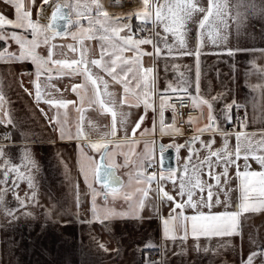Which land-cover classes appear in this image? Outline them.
Instances as JSON below:
<instances>
[{
  "label": "snow or ice",
  "instance_id": "6c2138e0",
  "mask_svg": "<svg viewBox=\"0 0 264 264\" xmlns=\"http://www.w3.org/2000/svg\"><path fill=\"white\" fill-rule=\"evenodd\" d=\"M0 3L11 6L15 17L9 18L4 10H0V41L6 44L13 41L19 45L18 54L9 47L0 49V62L31 61L35 65L34 71L27 73L28 83L32 87H26L23 79L19 81V87L33 97L35 107L53 130L59 131L61 139L79 142L83 163H80L78 175L83 176L87 192L81 191L78 182L69 180V183L77 205L82 194H91L92 207L89 211L92 220L83 222H103L116 218L143 219L140 212L145 208L151 207L159 215L157 204L168 203L171 210L167 217L162 218L164 239L175 243L177 239L187 241L190 235L195 241L193 247L197 252H212L217 256L223 250L235 249L231 238L240 237L243 240L245 228L250 227L246 214L264 213V170L253 171L248 163L251 157L264 169V83L251 85L253 91L259 90V101L255 97L251 101L254 112L257 108L260 110L259 120L254 115L249 116L247 100L243 104L233 100L217 109L215 105L224 96H212L201 91L203 69L200 58L208 43L225 49L233 28L238 35L249 20L256 17L255 0H207L206 4L204 0H139L137 8L120 15L108 12L103 0H0ZM258 15L264 19V8L260 9ZM133 18L140 23L134 25ZM57 19L66 20L67 25L77 30L73 32L65 27L63 32L56 31ZM85 20L87 27L82 26ZM29 35L31 39H28ZM66 36H71L73 43H54L56 37ZM93 39L101 42L99 58H94L93 50L85 43ZM149 45L152 50H145V46ZM41 49H46L47 55L42 54ZM246 51H259L264 56V49L226 48L228 56ZM76 53L78 57L72 55ZM57 55L62 58H54ZM144 57L149 58V66H145ZM183 57L194 58L195 78L185 80L181 73V79L175 87L169 82L161 91L157 87L160 79L158 61H165L163 67L167 72L169 58ZM252 63L255 73L264 75V67L256 66L254 61ZM172 67L176 68L177 65ZM24 75V72L20 73L21 77ZM106 76L110 77L112 85H123L122 95L110 91V81ZM63 77H72L73 82L61 92L53 81ZM80 77H83V82L76 83L75 80ZM69 87L79 98V105L67 99ZM192 89L194 92L190 91ZM41 102L48 108L40 107ZM8 104L0 81V125L17 129L19 124L14 118V110ZM125 106L128 110H125ZM141 106L144 114L139 115L138 120L132 119L136 113L131 109ZM69 107L78 114L74 135L71 131L65 132L68 113L63 114L64 120L60 119L59 110ZM165 108L174 114L171 124L165 123ZM181 108L199 110L198 116L189 114L186 121L189 125L198 124L206 108V123L196 127L194 134L182 144L160 143V164L163 163L167 148H175L177 155L180 149L187 148L188 156L178 169L158 167L153 149L147 143L144 152H136L135 145L140 141L134 137L137 130L141 129L149 109L157 112L159 117L158 128L156 118L153 119L154 131H159L162 136L173 133L183 135L179 124L185 121L175 118ZM241 108L245 109L243 116L239 114ZM53 109L56 110L55 115L50 114ZM87 109L111 116L110 125L105 126L97 141H91L89 133L100 132V128L97 123L86 118ZM228 123L243 130H229L225 127ZM249 124H259V130L247 131ZM120 130L124 132L123 140L117 137ZM129 130L132 137L128 136ZM205 135L207 138H202ZM217 136L222 141L219 148L215 147ZM233 136L236 141L234 146L229 144V138ZM21 137L24 141L30 139L24 132H21ZM4 141L10 143L5 145ZM31 141L34 143L35 138L31 137ZM113 143L117 148L128 146L127 152L119 153L123 156V164L117 163V151L109 150L108 145ZM197 143L199 148L195 147ZM16 146L21 148L19 165L13 163L6 150ZM86 149L98 153L100 159L97 161ZM241 158L244 161L243 170L239 163ZM130 165L133 170L129 173L128 184L113 187L121 185L113 170ZM38 172L39 165L31 151V144L15 145L11 132L0 134V185H4L0 187V207L7 203L4 198L8 192H14V200L19 202L21 208L36 202L35 173ZM13 173L15 178L11 175ZM10 180L11 186H8ZM19 181L27 182L28 188L32 190L31 195L25 193L24 198H20L16 194ZM169 182L170 189L166 187ZM97 184L101 187L97 188ZM177 197L180 199L177 200ZM118 198L128 204L129 211L117 212L110 206L111 201ZM234 199L239 200V203H233ZM173 204L174 207H171ZM189 210L192 214L186 215ZM14 214L12 210L7 211V215ZM202 236L208 240L213 237L222 239L212 247L202 248L199 242ZM248 236L250 245H254L257 250L251 251L246 259L241 257L240 264H256L257 260L259 264H264V245L258 243L251 232ZM98 246L108 251L104 243ZM154 247L157 246L149 243L140 251ZM186 251L182 244L181 251L173 252V255H185ZM166 253L167 249L159 261L148 257L144 264H168Z\"/></svg>",
  "mask_w": 264,
  "mask_h": 264
},
{
  "label": "crops",
  "instance_id": "0c3cea01",
  "mask_svg": "<svg viewBox=\"0 0 264 264\" xmlns=\"http://www.w3.org/2000/svg\"><path fill=\"white\" fill-rule=\"evenodd\" d=\"M204 2L206 4L207 0H204ZM103 3L108 12L120 15L137 8L139 0H111V3L110 0L105 2L103 0ZM126 4L128 5L126 6ZM36 7L38 8L39 4ZM255 7L256 17L250 19L238 35L235 28H233L225 49L213 46L210 43L204 48L200 58L201 68L203 69L201 91L210 93L212 96L223 94V100L215 105L217 109L233 100L241 104L247 100L249 102L247 107L249 116L254 115L259 120L261 116L260 110L257 108L254 112L251 104L254 97L259 101V90L253 91L251 85L264 83V75L255 73L252 62L254 61L256 66L264 67V56L259 51L237 52L234 56L226 54L227 47L233 49H264V19H261L258 15L260 9L264 8V0H255ZM0 10H4L9 18H15L13 15L14 9L11 6L0 3ZM132 22L134 25L140 23L135 18H133ZM82 26H88L86 20L83 21ZM66 27H69L73 32L77 30L67 24ZM133 31H135V28ZM28 39H31L30 35ZM54 43L58 45L67 44L73 43V40L71 36L56 37ZM85 43L86 46L93 50L94 58H99L101 42L98 39H93L85 41ZM5 47H9L11 51L18 54L19 45L15 42L8 41L6 44L0 41V49ZM145 50L151 51V46H145ZM41 51L42 54L47 55L46 49H41ZM57 51L59 50L57 49ZM72 55L78 57V53ZM125 55H131V53H126ZM54 58L60 59L62 57L57 55ZM143 62L145 66H149L148 57H144ZM164 62L163 60L158 61L160 79L157 87L161 91L166 88L169 82H172L173 87H175L181 79V73H183V79L185 80L195 78V60L193 57L169 58L167 61V72L164 71ZM173 65H177V67L173 68ZM34 69L35 65L31 61L0 62V81H2L3 91L9 102L8 107L14 110V118L19 124L17 129H13L10 125H0V134L11 132L12 142L15 145L30 143L31 151L39 165V172L35 173L37 184L36 202L21 208L19 202L14 200V192H8L4 198L7 203L0 207V264H144L145 259L149 257L148 253L150 251H158L161 255L160 259H162L165 249H167L166 258L168 264H240L241 257L246 259L251 251L257 250L254 245L249 243L248 234L250 232L256 237L258 243L264 245V213L246 214L249 217L248 224L250 227L245 228L243 240L240 237H232L231 242L236 245V248L223 250L218 256L213 255L212 252L208 254L203 251L197 252L193 247L195 241L190 235L187 241L177 239L175 243L164 239L162 218L167 217L171 210L168 203L157 204L159 215H156L151 207L145 208L140 212L143 219L116 218L103 222L93 220L92 223H84L83 221L85 220H92V213L89 211L92 207L91 194H82L79 205H77L72 186L69 183V180L73 183L78 182L81 191L87 192L83 176L78 175L80 163H83V157L79 153V142L75 139H61L59 131H54L48 124L47 119L35 107L33 97L19 87L21 79H23L26 87H32L28 83L29 76L27 73L33 72ZM21 72L25 73L23 77L20 76ZM53 75L55 76V73ZM106 79L110 81V91H114L118 95L123 94V86L112 85L110 77L106 76ZM72 82V77H63L60 80L53 81L61 89V92ZM75 82L82 83L83 77L76 79ZM190 91L194 92V89ZM81 94L83 95V93ZM67 99L72 100L77 105L80 103L79 98L75 93L71 92L70 87L67 89ZM132 103H135V101H132ZM156 105L158 108V100ZM40 107L47 109L48 105L41 102ZM125 110H128L127 106H125ZM168 110L173 120V113L170 109ZM59 111L61 120L65 119L63 114L65 112L68 113L65 132L71 131L74 135L75 124L78 119L75 109L69 107L67 110L60 109ZM131 111L136 113L132 117L134 120H138L139 115L144 114L143 106L132 108ZM239 111L244 115V108ZM50 114L55 115L56 110L53 109ZM85 115L87 119H91L99 125L100 132L89 133L90 140L97 141L105 126L110 125L111 116L92 109H87ZM198 115L199 110L192 116ZM154 117L157 121V128L159 127L158 113L149 109L141 129L137 130L134 137V139L140 141V143L135 145V148L137 153H142L144 152V145L147 143L149 148L153 149L154 158L158 167H160L159 144L184 143L188 137L194 134L196 127H202L206 123L207 109L205 108L203 117L198 124L189 125L186 123L185 127H181L183 135L173 133L162 136L159 131L153 130ZM172 120L168 124H171ZM225 127L229 130H243L232 123L226 124ZM145 129L148 131L145 132ZM85 130L88 131L87 125H85ZM258 130L259 124H249L247 129L249 132ZM21 132L27 133L30 139L28 141L22 140ZM128 136L132 137L131 130H129ZM31 137L35 138L34 143H32ZM117 137L121 140L124 139L123 130L117 132ZM202 138H207V136L205 135ZM153 142H155L154 148ZM4 143L8 145L10 142L4 141ZM221 143L220 137L217 136L215 147L219 148ZM235 143V137H230L229 144L234 146ZM108 147L110 151H117V163L123 164V156L119 155V153L127 152L128 146L121 145L120 148H117L116 144L113 143L109 144ZM195 147L199 148V143ZM172 149L174 152L173 169H178L188 156V150L187 148H182L177 155L175 148ZM6 150L12 157L13 163L19 165L21 163V148L18 146L8 147ZM86 151L97 160L98 153L91 149H86ZM133 158L135 159V156ZM239 163L241 170H243L244 161L242 158ZM248 163L253 171L264 170L251 157H249ZM132 170L133 166L131 165L129 167L116 168L115 171L120 178L121 185L113 187H122L128 184L129 173ZM11 175L15 178L14 173ZM133 184L135 185V181H133ZM8 186H11V180L8 182ZM232 186L235 187V184ZM0 187H4V185H0ZM96 187L100 188L101 185L97 184ZM166 187L170 189L171 183L169 182ZM31 191L26 181H19V189L16 190V194L20 198H24L25 193L31 195ZM235 195H238V193ZM221 198L223 199V197ZM97 199L99 203L103 204L102 200ZM179 199L177 197V200ZM37 203L39 206H37ZM233 203L238 204L239 200L234 199ZM110 206L117 212L129 211L128 204L122 198L111 201ZM171 207H174V204ZM8 210L14 211L15 214L7 215ZM25 213H31V215H25ZM185 214L191 215L192 212L189 210ZM220 239L222 238L213 237L208 240L202 236L199 242L202 248L205 246L212 247ZM101 243L106 245L107 252L98 246ZM149 243L157 247L152 249L145 248L141 252L140 249ZM182 244L187 249L186 254L173 255V252L179 253L181 251ZM160 259L152 260L159 261ZM256 264H259L258 260Z\"/></svg>",
  "mask_w": 264,
  "mask_h": 264
},
{
  "label": "water",
  "instance_id": "95a60500",
  "mask_svg": "<svg viewBox=\"0 0 264 264\" xmlns=\"http://www.w3.org/2000/svg\"><path fill=\"white\" fill-rule=\"evenodd\" d=\"M67 21L66 20H62V19H57L55 21V26H56V31H64L65 27H66ZM164 119H165V123L168 124L171 122V113L168 109L164 110ZM174 152L172 148H167L165 153L163 154V163L160 164V160H161V154L159 152V166L163 167L165 169L168 168H173L174 167ZM100 159V157L98 156L97 161ZM115 175L119 178V176L116 174L115 169L113 170ZM120 179V178H119Z\"/></svg>",
  "mask_w": 264,
  "mask_h": 264
},
{
  "label": "built area",
  "instance_id": "2783aa9c",
  "mask_svg": "<svg viewBox=\"0 0 264 264\" xmlns=\"http://www.w3.org/2000/svg\"><path fill=\"white\" fill-rule=\"evenodd\" d=\"M173 100H175V96H173ZM196 113H197V110H194V109H191V108H181L175 114V118H176L177 121H180L181 119H183V121H185V123H180L179 126L180 127H185L186 126V120H187V117L189 116V114L193 115V114H196ZM239 114L241 116L243 115L242 112H240V111H239ZM173 116H174V114H173ZM2 134H4V133H2ZM148 256L151 257L154 260L161 258L160 253L158 251H155V250L150 251L148 253Z\"/></svg>",
  "mask_w": 264,
  "mask_h": 264
},
{
  "label": "rangeland",
  "instance_id": "374dc122",
  "mask_svg": "<svg viewBox=\"0 0 264 264\" xmlns=\"http://www.w3.org/2000/svg\"><path fill=\"white\" fill-rule=\"evenodd\" d=\"M105 1H109V0H104V2H105ZM119 5H120V4H119ZM127 5H128V4H126V6H127ZM119 86H123V85H119Z\"/></svg>",
  "mask_w": 264,
  "mask_h": 264
}]
</instances>
